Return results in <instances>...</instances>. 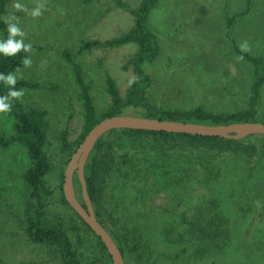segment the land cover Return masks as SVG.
Wrapping results in <instances>:
<instances>
[{"label":"rangeland","instance_id":"rangeland-1","mask_svg":"<svg viewBox=\"0 0 264 264\" xmlns=\"http://www.w3.org/2000/svg\"><path fill=\"white\" fill-rule=\"evenodd\" d=\"M142 1L10 0L2 15L30 57L10 80L31 84L21 90V101L27 109L46 111L49 121L46 151L54 169L47 179L53 194L46 200V217L63 221L82 264H103L105 253L95 232L66 204L61 189L67 167L62 134L67 131L75 141L85 122L75 66L99 116L113 106L108 77L125 99L137 79L133 59L138 44L109 47L94 42L131 30L132 10ZM150 26L158 34L160 53L145 65L152 78L148 103L126 107L124 114L144 116L154 105L163 110L203 106L227 115L250 109L257 75L242 53L264 59V0H159ZM258 119L264 120V85ZM0 130L8 135L14 131L13 118L2 112ZM115 141V152L104 163L124 165L126 173L101 175L105 196L100 209L109 228L115 224L138 245L126 264H264L261 156L240 160L226 147L196 146L185 138L146 135L121 145ZM223 159L224 167L232 170L230 177L222 175L221 181L210 183V168ZM245 161L260 164L251 173ZM29 165L25 147L0 145V262L65 264L56 247L29 240L16 219L15 212L24 207L23 175ZM76 187L81 194L77 176ZM222 213L221 219L210 222ZM210 223L215 237L222 230L226 238L219 252L208 245Z\"/></svg>","mask_w":264,"mask_h":264},{"label":"trees","instance_id":"trees-1","mask_svg":"<svg viewBox=\"0 0 264 264\" xmlns=\"http://www.w3.org/2000/svg\"><path fill=\"white\" fill-rule=\"evenodd\" d=\"M10 0H0V112L5 113L13 118L14 131L8 135L0 130V145L9 147L16 143L27 149L30 159V165L24 172L25 194L24 207L21 211H16V219L19 226L23 230L25 236L36 244H46L54 246L58 249L60 256L65 264H82L77 252L74 248L71 237L61 220H48L46 217V200L53 194V190L49 187L48 176L53 172V163L46 151L48 142L49 121L47 113L44 110L37 108H25L20 95L21 90L31 86L27 81H11V74L24 66H26L30 57L26 49L17 44L12 36V30L8 23L3 19L2 15L7 11V6ZM159 5V0H143L138 8L132 10L135 16V25L125 34L107 40L105 42L95 41L94 44H104L109 47H117L124 44L136 43L139 46L138 52L133 59L135 63V71L137 79L131 83L127 97L124 99L117 87L116 81L112 77H108L109 92L113 99L112 108L103 113L97 114L96 107L93 103V98L89 93V89L84 86V81L81 75L79 66H75L78 82L83 89V98L85 106V122L82 133L75 141L69 140L68 132L62 134V149L67 158L65 166L71 160L72 155L83 142L87 134L99 122L107 117L124 114L126 107L142 108L148 103V91L152 85V78L146 72L145 65L153 60L160 53L158 34L152 30L150 26V14ZM252 62L256 68L257 79L252 85L251 94L249 97L250 109L237 112L231 115L218 114L207 111L203 106H197L189 110H163L159 106L149 107L146 117L180 120L185 122H198L205 124H229L234 122L256 121L264 122L258 119V106L261 97V89L264 85V59L258 58L248 53H242ZM117 135V136H115ZM146 135H155L161 139H178L185 138L190 140L196 146L213 145L226 147L233 156L240 158L247 157L249 160L255 157L257 160L261 156V164L264 162V138L251 135L249 138L242 140L226 139L219 136H201L190 135L185 133H170L163 131L135 130V129H116L108 132L97 143L89 161L86 165V180L89 194L93 200L96 213L100 222L109 230L126 259H132L138 249V245L133 244L125 232L115 224L109 228L106 224L105 215L101 208V202L104 199V184L101 182V175L106 173L113 176V171L125 172L124 165H114L112 163L105 164V159L115 152L113 140L119 145L130 142V138L143 137ZM128 157V156H126ZM245 160V159H244ZM259 160V159H258ZM248 171L253 173L258 162H247ZM226 159L220 161L217 167H211L209 170L210 183H218L221 177H230L232 170L224 167ZM132 165V164H131ZM134 165V164H133ZM122 167V169H121ZM64 171L62 170L61 189L63 199L68 203L63 186H64ZM126 173V172H125ZM122 173V174H125ZM115 174V173H114ZM260 174H262L260 172ZM222 177V178H223ZM78 184L80 181L78 179ZM125 188L124 186H120ZM78 190V189H77ZM249 190L248 188L246 191ZM79 198L80 191L78 192ZM81 199V198H80ZM83 200V198H82ZM69 204V203H68ZM75 211V210H74ZM212 213V212H211ZM80 220L92 231L91 227L79 216ZM222 214L212 217V221L221 219ZM208 239L211 248L219 252L221 243L226 238H223V232L220 230V236H216V230H213V223L207 226ZM212 233L214 235H212ZM98 239L99 247L105 253V262L103 264H112V257L103 243L102 239ZM1 264V262H0ZM98 264V263H95Z\"/></svg>","mask_w":264,"mask_h":264},{"label":"water","instance_id":"water-1","mask_svg":"<svg viewBox=\"0 0 264 264\" xmlns=\"http://www.w3.org/2000/svg\"><path fill=\"white\" fill-rule=\"evenodd\" d=\"M116 129L163 131L242 140L251 135H264V122L247 121L217 125L119 114L105 118L92 128L72 155L65 169L63 190L70 206L106 245L112 257V264H125V256L119 245L98 218L93 200L88 191L85 174L86 165L97 143L108 132ZM76 176L81 184L83 200L78 195Z\"/></svg>","mask_w":264,"mask_h":264}]
</instances>
